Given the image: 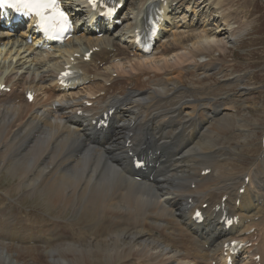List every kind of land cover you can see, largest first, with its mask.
I'll list each match as a JSON object with an SVG mask.
<instances>
[{
  "label": "bare ground",
  "instance_id": "6f19581e",
  "mask_svg": "<svg viewBox=\"0 0 264 264\" xmlns=\"http://www.w3.org/2000/svg\"><path fill=\"white\" fill-rule=\"evenodd\" d=\"M62 1L70 15L85 11V0ZM180 1V7L184 2L189 4L183 7L180 21L190 14L193 19L199 17V5L213 7L218 4L221 12L216 19L212 15V23L204 27L195 24L203 33L177 32L182 25H178L169 12L172 5ZM115 2L129 4L127 0ZM154 4L163 9L157 37L168 31L173 39L144 55L136 48L133 37L142 25L146 10ZM130 10L131 16L124 18L125 34L129 38V45L124 48L114 42L113 37L97 38L94 31L98 28L99 32L111 34L114 21L121 18L120 10L112 21L91 18L79 24L74 36L52 51L37 47L35 44L39 40L26 46L25 36L34 33V28L29 30L32 24L19 34L23 37L17 39L0 28L3 47L0 50V83L8 87L23 80V86L34 92V87L39 89L38 85L44 81L54 79L56 82L58 71L75 53L82 52L75 69L87 67L82 55L93 48L98 51L91 55L89 64L93 67H89L101 71L95 76L97 79L99 75L98 80L108 81L112 74L117 77L119 72L132 74L141 69L158 73L178 68L171 72L176 76L192 68L203 73L200 63L193 62L201 56L210 57L214 52L225 53L229 45L226 41L242 36L247 25L244 20L254 15L257 7L237 9L226 0H135ZM83 15L82 20L86 18V11ZM214 23H220L217 31L209 29ZM74 41L78 42L76 47L72 46ZM169 49H172L170 53ZM129 53L133 55L131 58ZM33 54L36 56L30 59ZM95 62L101 66H96ZM116 63L121 65L115 66ZM32 64L35 69H31L29 78ZM19 70H26V76ZM236 76L231 75V83L242 82L239 75L233 80ZM84 78L81 75L80 81ZM99 87L91 85L88 89ZM182 91L189 95L188 99L183 95L176 101L155 99L156 103L166 102L164 109H169L166 112L169 123L179 122V128L172 132L156 126L162 115L146 121L147 115L137 109L128 110L129 123L120 124L119 111L135 100L145 101L146 91H131L122 101L109 102L102 110V113L113 110L106 129L97 128L102 113L95 110L96 105H82L77 109L70 108L69 104L46 109L39 106L32 110L26 104L14 106L11 98L0 101V170H6L17 179L14 189L44 196L49 211L58 209V214L62 215L71 210L73 214H83L87 223L90 218L89 222L97 224L98 230L104 225L108 227L106 234L98 236L93 229L92 234L97 238L87 237L78 242L74 238L81 237L80 229L77 235H57L63 223L57 219L48 222L39 218L34 224L23 212L6 217L0 209V264H90L89 259L96 255L120 264H224V244L233 239L250 244L242 252L244 259L249 258L248 264H264V150L261 149L259 158L249 169H244L245 173L232 175L223 166L229 159L222 158L224 146H216L212 135L217 132V126L231 117L224 112L233 110L231 114L236 113L234 104L222 109L221 100L225 99L211 101L205 90L191 94L186 88ZM172 106L175 111L170 109ZM181 113L189 116L181 121L184 123L180 122ZM210 121L213 122L209 124ZM88 143L97 150L87 148ZM197 152L202 154L198 162L194 157ZM182 153L187 154L183 160L173 159ZM135 156L145 158L147 165L143 171L132 168ZM169 162H173V166ZM206 169H210V173L202 176ZM160 170L169 175H160ZM223 196H226L223 203L228 216L238 218V224L229 229L220 222L222 211H216ZM204 203L207 206L201 209ZM195 209L202 210L205 217L200 224L192 220ZM251 229L253 232L249 233ZM255 255H259V262L253 261Z\"/></svg>",
  "mask_w": 264,
  "mask_h": 264
},
{
  "label": "rangeland",
  "instance_id": "374dc122",
  "mask_svg": "<svg viewBox=\"0 0 264 264\" xmlns=\"http://www.w3.org/2000/svg\"><path fill=\"white\" fill-rule=\"evenodd\" d=\"M218 1L219 0H216V2ZM226 1L232 2L237 9H252V7L256 6L257 12H255L254 15L252 14V16L248 18L247 21L244 20V22L247 23V25L245 24L246 31L242 36L239 37L238 40L229 39L226 41V43H228L229 45L226 46L225 53L214 52L210 57L202 58L204 56H201L200 59L196 57L198 60L197 62L193 63H200V67L204 69L203 73L198 71V69L196 68H192L191 70L187 69L185 72L178 76L174 75V73H171L175 72V70H177L178 68H175L170 71H161L158 73L150 72L147 69H141L140 71L132 74H124L122 72H119L120 74H118L114 81L108 80L111 81L110 89H118L119 91H115L114 93H112V95L114 96H107V99H97L94 102L96 105L100 101L99 104L95 106V110L99 114H101L102 110L105 108V106L108 105L109 102H120L131 91H146L147 96L145 101L140 102L138 100H135L134 102L126 104L124 108L119 111L120 124L126 125L127 123H129L131 115L127 111L137 109L147 115L146 121L154 116L162 115L161 119L157 122L156 126L161 129L167 128L168 131L172 132L179 128V122L169 123V118L166 116V112L169 109H164V104L166 102L156 103V97L171 98L176 101L180 100L183 95L184 99H188L189 95L187 93H183L182 91L184 90V88H186L188 89L190 94L194 91L205 90L206 92H208L207 97L212 99L211 101L225 99L222 102V105L226 103L225 106H227L229 99H233L231 101L236 102L233 103V106L235 107L234 110L236 111V113L231 114L233 110L229 112H224L230 114L231 117L226 120V123L223 122L221 125H219L220 127L217 126V129H215V131L217 132L212 136L213 140L217 142L216 144H219V146H224L225 154L222 157H224L225 159H230H227L228 162L225 161V164H223V166L226 167L227 170H230L232 172V175H236V173L240 174L248 165H250L252 161L256 158L257 151H259L260 155L262 149L261 142L260 148L258 149V143L261 124L264 120V100L261 99V97H264V0ZM217 5L218 4L214 5L213 7H201L199 5L201 10H198V14H200V16H194V19L192 17H188L190 18L189 22H191V20L193 21L192 28L183 30L181 28H178V31L182 32L190 30V32L199 34V32L201 31L200 26L194 25L200 24L204 27L209 22L212 23L213 17L211 18V16L213 15L216 19L217 16H219V13L221 12L220 10H218ZM184 6L186 7V4ZM174 10H178V8H175ZM182 10L184 9H179V11ZM259 16V21H257V18ZM236 18L239 17L237 16ZM219 24L217 25V23H214L212 24V28L209 27V29L217 31L216 28L219 27ZM220 26L221 28H224L222 23ZM120 33L121 28L114 31L112 33V36L113 34L116 35L113 38L115 39V41H118L119 44L123 46L125 45L124 42L126 41V39L123 38V33L118 36ZM165 36V39L161 41L160 44H163L162 42H172V35H169V33H167L165 34ZM77 43V41H74L72 46L76 47ZM171 50L172 49H169V53L171 52ZM158 51H161V48L160 50L158 48ZM37 54L38 53H36V55ZM33 55L30 57V59L36 56L35 54ZM172 56L173 55L170 54L169 57L171 58ZM217 62H219L220 65L217 66ZM117 65L121 64L116 63L115 66ZM89 66L90 65H88L87 67L89 68ZM32 67L33 64L29 68V78L31 69H35ZM25 71L26 70H19V73L21 72L24 74V76H26ZM40 71L41 69L37 72L39 73ZM195 72L199 73L196 74ZM92 74L93 76H96L98 72H92ZM233 74L237 75L233 78V80L239 78V75L242 77V82L231 83L230 77ZM143 77H145L144 80H142ZM105 81L107 80H103L102 78L101 80H97L94 83H91V85H100V87H102L101 85H104L102 83H104ZM141 84H143V86L138 87ZM39 85V89L34 87V89H37V97L36 102L34 104L35 106L32 104H28L29 109L32 108L33 110L36 107H41V105L44 104L50 108L52 103H54L56 106L64 105L66 102H72L73 105H79V103L82 101L81 99L85 98L86 95H89L92 90H94L91 88L88 89L87 85H82L64 93L55 89L53 84L49 81H45L44 83ZM7 86L10 87V84ZM12 87L14 90V94H18V98L16 100H13V105L23 106L24 99L22 96V89H27V86H23V80H18L13 83ZM174 87L181 88L182 90ZM233 92H237L235 99L233 98V96H231ZM8 95L10 96V94ZM228 95H230V97ZM9 96L6 99H9ZM19 98H21L20 101ZM3 99L4 97L0 96V101H2ZM201 104L206 105V103ZM173 106L170 107V109L173 108ZM172 110L175 111L176 109L173 108ZM181 115L182 116L180 122L186 121V118L189 117L187 113H181ZM262 136L264 137V130ZM87 148L97 150L89 143L87 144ZM195 160H198V158H196ZM16 180L17 179L14 178L12 174L7 172L6 170H0V209L2 215L6 217H14L15 215H19L20 212H23L27 215L26 218L29 220V222H33L34 224H36L35 221H39V218H44L45 221L48 222L51 221V219H57L58 221L63 222L59 225H62V229L60 230V233L57 232V235H77V230L80 229L81 237H76L77 239L74 238L75 241L78 242H82L83 238L85 240L87 239V237L97 238L92 234L93 229L96 230V232L94 233L98 236L106 234V231L108 230L107 226L104 225L100 230H98V228L95 227L97 224H94V222H89L90 218L87 219V223L84 219L83 214H73L71 210H68L62 215H59L58 209H50L49 211L44 196L41 197L38 194L31 195L29 193L24 192V190H18L16 188L14 189ZM129 181L134 184H139L138 182L132 180ZM89 224L90 226L88 227ZM86 233H88V236H85ZM101 257L102 256L96 255L95 257L89 259V263L120 264L119 262L112 263V261L106 260V258ZM245 259H247L248 261L249 258L246 257ZM243 264H247V262H244Z\"/></svg>",
  "mask_w": 264,
  "mask_h": 264
},
{
  "label": "snow or ice",
  "instance_id": "6c2138e0",
  "mask_svg": "<svg viewBox=\"0 0 264 264\" xmlns=\"http://www.w3.org/2000/svg\"><path fill=\"white\" fill-rule=\"evenodd\" d=\"M52 2L54 3V0ZM3 5L25 9L39 17L42 23H47L44 16V10L48 7L47 0H0V6ZM198 217L199 213H197Z\"/></svg>",
  "mask_w": 264,
  "mask_h": 264
}]
</instances>
